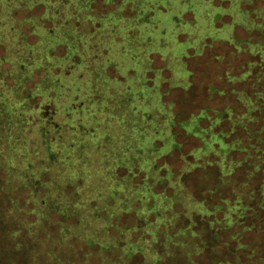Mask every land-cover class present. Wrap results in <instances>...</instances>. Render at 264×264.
<instances>
[{"label": "rangeland", "instance_id": "obj_1", "mask_svg": "<svg viewBox=\"0 0 264 264\" xmlns=\"http://www.w3.org/2000/svg\"><path fill=\"white\" fill-rule=\"evenodd\" d=\"M23 2L0 0V147L13 148L5 153L10 160L17 159L22 144L28 157L21 166L26 169L32 154L37 155L34 167L41 193L52 191L51 201L59 205L74 203L77 209L102 213L89 219L97 224L94 230L101 229V235L108 228L115 243L123 242L110 252L75 236L69 245L64 239L61 244L62 227L76 225L78 217L67 219L52 210L41 237L55 240L53 247L59 245L53 256L57 264H71L63 259L62 245L72 252L73 262L97 264L100 252L118 260L124 243L126 253L133 249L131 243L139 242L155 264V244L159 231L164 242L166 227L161 251L180 258L185 251L169 244L172 228L186 226L190 219L197 222L198 234L204 231L199 214L207 208L196 200L225 205L224 198L232 199L235 193L244 197L239 188L249 192L264 178V151L258 153V147L249 157L240 150L233 153L236 159H246L245 167L221 174L216 143L207 151L215 153L203 160L199 152L205 138L181 126L206 110L201 126L224 132L229 143L238 138L246 147L255 146L256 133L264 136V103L254 101L264 89V60L256 54L262 48L240 46L238 40L263 43V31L255 30L243 0H75L83 8L69 7L55 21L50 19V11H57L53 0ZM262 7L264 0H258L251 8ZM71 9L63 27L60 21ZM17 60L23 64L20 69ZM243 92L258 110L256 118L235 130L236 118L247 112L240 101ZM48 105L55 106L50 111L57 110L59 133H51V112H43ZM227 110L232 112L222 117ZM26 120L35 121L29 127L34 140L23 136L19 143L23 130L29 133ZM260 163L261 174L256 176L254 164ZM55 179L63 184L54 191ZM259 219L262 224L256 228H240L241 244L230 231L210 248L224 253L226 244L221 242L228 241L231 250L244 247L247 264H259L264 258V215ZM205 230L210 232L208 226ZM184 231L188 234L191 228ZM187 241L199 242L196 236ZM210 253L200 260L205 262ZM143 263L140 252L128 259V264Z\"/></svg>", "mask_w": 264, "mask_h": 264}, {"label": "trees", "instance_id": "obj_2", "mask_svg": "<svg viewBox=\"0 0 264 264\" xmlns=\"http://www.w3.org/2000/svg\"><path fill=\"white\" fill-rule=\"evenodd\" d=\"M26 1L29 2V0H24V2L21 4L25 5ZM257 1L258 0H243V9L252 17L253 21L256 23L257 27L255 28V30L261 29L264 33V7L254 9L251 8ZM53 2H55L57 6V11H50V16H53L50 17L52 21H55L54 18H58L59 12L65 11L69 7L78 10H81L83 8L76 5L74 3L75 0H53ZM18 6L20 7V5ZM71 11L72 9L70 11H67L65 18L60 21V23L63 24V27L66 26L65 21H69V18L66 16L70 14ZM259 19L261 21H258ZM238 40L240 42V46L244 43L251 45V47L252 45L261 46L262 52H256V54H260L261 57H258L260 58V60H264V42L251 44L241 39ZM15 65V67L19 69L23 66L22 62L19 60L15 61ZM23 70L26 69L23 68ZM255 95V97L259 95V98H256V100L254 101H261L262 103H264V89H262V91L260 92H257ZM240 101H242L243 105L247 108V112L243 114L242 118H236V121L234 122V129L241 128L240 126H243V124H245L246 119H252V117L256 118L254 113L258 110V108L256 109L254 105L252 97L247 92H243ZM229 112H232V110H227L222 113V117L226 116ZM206 114L207 111L205 110L199 115L193 116L189 121L181 123V126L187 129L189 134L205 138L206 144L199 152L200 157H205L203 158V160H206L210 155L215 153L214 150L208 153L207 151L210 150L213 142L216 143V145L218 146L216 152V157L218 158V161L216 160V167L221 172V174L224 173L229 175L230 172L235 174L238 170H241L245 167L243 165L247 162L246 159H236L235 157H233V153L240 150L241 152L246 153V156L249 157L253 156L256 152L255 147H258V149H260L258 150V153L264 151V136H259V131L256 133L257 138H255V141L257 144H255V146H252L251 144L249 147H246L245 144L238 138H236L233 143H229L224 132L214 133L210 128H204L203 126H201L202 118L205 117ZM217 119L220 120L221 117L217 116ZM33 121L34 120L25 121V124L28 123L29 125H27L29 133L26 134L23 130V134L19 139V143L22 142L23 136L32 137V140H34V134L30 131L31 128H29L30 125L33 124ZM37 125L41 126L42 123L39 122ZM173 125L174 121H172V127ZM19 146L21 149L18 150L17 159L10 158V160L9 158L6 160L7 157L5 153L10 151L12 147L7 148L6 145L0 147V264H57V260L59 259L58 257L54 258L53 256L56 252L60 251L59 245L53 247L55 240H52V243H50V241H47L50 248V250H48L47 242L41 237V234L44 232V230L42 229L44 225L43 221L49 220V217L52 214V210H57L60 216H65L67 219H70L74 215H77L78 217L76 225L62 227V236L60 238L61 241H59L61 244L62 240L64 239L66 246L69 245L68 243L70 242L68 241L70 237L75 236L76 238L83 240L90 247L98 246L101 252H110V250L114 246H119V243H123H115L116 239L115 237H110L107 232L108 228L103 229L101 235L97 234L101 229L94 230L95 227H97V224L95 220L89 219L91 217L97 218L102 213L95 214L93 211L86 208L77 209L74 203L72 205L70 203L59 205L54 200L52 202L51 199H54L52 191H50L48 195L42 194L40 189H42L43 186L40 185V174L37 176L34 167L36 164L35 160L39 159V157L32 154L30 159L32 165L30 167H27L26 169L21 165L23 161L27 159L28 155H26L23 145L21 144ZM258 156L262 160V156H260L259 154ZM262 161L264 163V160ZM254 165L256 166H254L255 169H253V173H255L256 176H260L261 163ZM247 166L251 167L249 166V164ZM48 168L51 169V167ZM253 173L252 175H254ZM57 181L58 179H55L53 182L54 191L57 185ZM62 184L63 183H58L57 186ZM245 184V186H247V182H245ZM245 186L243 185L242 187ZM49 188L51 189V187ZM216 189L217 191H219L218 188ZM239 189L244 191V197L235 193L233 194L234 196L232 197V199L228 197L224 198L225 205H219L216 203L211 206L206 202V199L196 200L202 204L204 203L207 208V210L204 209V212L202 214H199L202 216V224H204V226L202 225V229L204 228L203 233H197V231L194 229L197 225V222L190 219L188 220L186 226L172 228V230L174 231V233H171L173 239L169 244H172V246H175V248L178 247V249H180L181 251H185L180 258H177V254H165V251H161L164 242H166V232L168 230L166 227V232H164V234L162 235L164 238L163 243H160L161 231H159L158 241L155 244V247L157 246L155 251L158 254V260L155 264H247L244 261L245 249L243 246L239 249L234 248L231 250L228 248L230 242L225 241L221 242V245L226 244V250L224 253L219 252L215 248H210V246L212 247L213 245H216L215 242L220 241L221 237H224V235H228L230 231L233 239H239L237 243L241 244L243 240V232L240 231V228H243L244 230H250L253 227L256 228L258 224H262L259 216L262 214L264 215V178L259 185L257 184L253 186L252 189L249 190V192H246L244 188ZM27 191L29 192L28 198H23L22 194L26 193ZM83 209L85 210V214H82ZM177 215L180 216V213L178 211ZM219 215H222V217L219 218ZM221 220L223 221V223L221 222ZM214 224H218L219 226H221L220 228L214 230ZM90 225H93V228H91ZM207 226L209 227L210 232H207L205 230V227ZM111 227L118 229L117 224H111ZM186 228H191V233L189 232L188 234H186L187 231H184ZM88 230L93 231L91 233H88ZM122 231L125 232L126 230L123 229ZM206 232L208 236L204 239L203 235ZM102 235H104V237ZM195 236L199 241L195 242L196 244L189 243L187 241L188 238ZM100 237H103V241L100 239ZM131 244L134 245L133 249L131 248L129 252L124 253V243V245L121 247L122 254L118 258V260L109 259L107 256H104L100 252L99 256L101 258V261H99L97 264H128V259L132 258L138 252H140L144 256L143 264H150V260L146 256L142 245H140V242L138 244ZM62 247L64 249L63 251H66V255H64L63 259H67L71 264H77L70 259V256H73L72 252L68 251L65 245H62ZM209 250H211V253L207 260L205 262L203 260H200L201 257L207 255ZM44 251H46V254ZM165 255H167V257H165ZM196 258H198V261L196 260ZM107 261L109 263H105ZM260 261L259 264H264V258Z\"/></svg>", "mask_w": 264, "mask_h": 264}, {"label": "flooded vegetation", "instance_id": "obj_3", "mask_svg": "<svg viewBox=\"0 0 264 264\" xmlns=\"http://www.w3.org/2000/svg\"><path fill=\"white\" fill-rule=\"evenodd\" d=\"M52 107H55V106L54 105H48L46 108H44L43 112H45V113H46V111H47V113L51 112L50 119L53 120V121L49 122V125L51 124V127H52L51 133H52V131L55 133L56 132L59 133V131L62 130V126L60 124H58V122L55 120L57 118V115H58L57 110L54 109L53 111H50V108H52ZM75 110H77V108H75ZM45 118H46V115H45ZM49 132H50V130H49ZM54 137H55V135H54Z\"/></svg>", "mask_w": 264, "mask_h": 264}]
</instances>
